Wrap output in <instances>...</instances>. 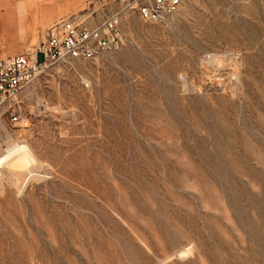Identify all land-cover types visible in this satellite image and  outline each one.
<instances>
[{
	"label": "rangeland",
	"instance_id": "rangeland-1",
	"mask_svg": "<svg viewBox=\"0 0 264 264\" xmlns=\"http://www.w3.org/2000/svg\"><path fill=\"white\" fill-rule=\"evenodd\" d=\"M182 1L22 93L0 264H264V0Z\"/></svg>",
	"mask_w": 264,
	"mask_h": 264
},
{
	"label": "built area",
	"instance_id": "built-area-1",
	"mask_svg": "<svg viewBox=\"0 0 264 264\" xmlns=\"http://www.w3.org/2000/svg\"><path fill=\"white\" fill-rule=\"evenodd\" d=\"M93 9L54 20L36 45L17 55L0 54V126L9 121L20 129L32 125L22 110L24 91L53 66L93 61L116 52L126 42L124 27L132 13L143 21L161 24L177 14L182 0H88ZM115 7V8H114Z\"/></svg>",
	"mask_w": 264,
	"mask_h": 264
},
{
	"label": "crops",
	"instance_id": "crops-1",
	"mask_svg": "<svg viewBox=\"0 0 264 264\" xmlns=\"http://www.w3.org/2000/svg\"><path fill=\"white\" fill-rule=\"evenodd\" d=\"M81 1L88 0H0V54H21L33 41L38 42L54 20L74 13ZM7 22L12 24L10 38Z\"/></svg>",
	"mask_w": 264,
	"mask_h": 264
},
{
	"label": "bare ground",
	"instance_id": "bare-ground-1",
	"mask_svg": "<svg viewBox=\"0 0 264 264\" xmlns=\"http://www.w3.org/2000/svg\"><path fill=\"white\" fill-rule=\"evenodd\" d=\"M39 40V39H38ZM38 43V42H37ZM1 49V47H0ZM29 151L28 146L24 143H15V144H11V146H9L8 148L5 149L4 153L1 154L0 156V168L2 167V165L8 161V159L12 158L14 155L19 154V156L21 155V153H25V151ZM32 154V152H30ZM30 154V155H31ZM24 156V154H23ZM22 156V157H23ZM14 159V158H13ZM12 159V160H13Z\"/></svg>",
	"mask_w": 264,
	"mask_h": 264
}]
</instances>
